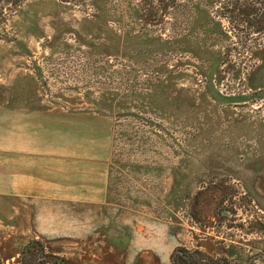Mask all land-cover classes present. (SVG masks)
<instances>
[{"label":"rangeland","instance_id":"1","mask_svg":"<svg viewBox=\"0 0 264 264\" xmlns=\"http://www.w3.org/2000/svg\"><path fill=\"white\" fill-rule=\"evenodd\" d=\"M133 11L27 0L0 31V59L24 61L46 102L114 120L106 209L43 243L69 264H170L179 246L264 264V46L240 61L212 0L185 31L142 28ZM31 235L0 230V260Z\"/></svg>","mask_w":264,"mask_h":264},{"label":"crops","instance_id":"2","mask_svg":"<svg viewBox=\"0 0 264 264\" xmlns=\"http://www.w3.org/2000/svg\"><path fill=\"white\" fill-rule=\"evenodd\" d=\"M113 133L109 115L46 102L24 61L0 59L1 232L79 236L108 203Z\"/></svg>","mask_w":264,"mask_h":264},{"label":"trees","instance_id":"3","mask_svg":"<svg viewBox=\"0 0 264 264\" xmlns=\"http://www.w3.org/2000/svg\"><path fill=\"white\" fill-rule=\"evenodd\" d=\"M27 0H0V31L11 16L10 11ZM70 2V0H61ZM134 6V23L142 28L185 31L191 25V13L196 4L206 0H131ZM212 16L223 23V31H229L242 50L232 49L235 55L249 53L251 44L264 46V0H212ZM230 62L231 53L225 55ZM233 77L239 75L237 71ZM227 210V209H224ZM228 211V210H227ZM216 215H219L218 212ZM0 264H69L68 260L50 250L42 241L32 239L25 244L14 260H0ZM170 264H232L225 257H215L201 249L176 247L170 255Z\"/></svg>","mask_w":264,"mask_h":264}]
</instances>
